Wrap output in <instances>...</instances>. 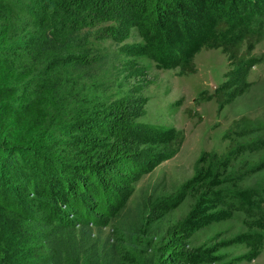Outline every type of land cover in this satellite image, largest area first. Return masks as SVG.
Instances as JSON below:
<instances>
[{"label":"trees","instance_id":"trees-1","mask_svg":"<svg viewBox=\"0 0 264 264\" xmlns=\"http://www.w3.org/2000/svg\"><path fill=\"white\" fill-rule=\"evenodd\" d=\"M57 11H79L82 17L68 20L70 26H96L123 16L140 39L123 47L130 67L149 60L160 69L190 74L196 71V53L220 49L227 59L224 80L202 94L223 107L248 90L250 71L262 61L253 50L264 39V0H0V210L22 217L19 231L38 264H125L119 243L142 226L114 223L128 214L133 184L175 155L184 134L166 125L143 129L124 97L89 113H61L43 78L47 64L28 46L36 21L49 22L47 14ZM69 64L77 73L89 71L83 56ZM242 123L236 136L250 139L234 150L264 152V123ZM232 151L203 153L200 167L182 186L194 200L187 217L153 246L143 264L219 261L215 247L188 246L187 239L236 211L249 218L247 230L231 239L248 248L236 261L259 256L264 248L259 190L223 186L238 155ZM172 205L159 204L163 212ZM109 223L113 237L102 240L95 229Z\"/></svg>","mask_w":264,"mask_h":264},{"label":"rangeland","instance_id":"rangeland-1","mask_svg":"<svg viewBox=\"0 0 264 264\" xmlns=\"http://www.w3.org/2000/svg\"><path fill=\"white\" fill-rule=\"evenodd\" d=\"M62 12L47 14L50 21L42 25L36 21V34L28 43L35 59L47 64L43 78L58 98L61 113H89L124 97L143 129L146 124L166 125L184 134L175 155L133 184L126 198L128 214L121 222L114 223L142 226L140 231L131 229L119 245L125 264H143L153 246L187 217L194 200L182 191V186L200 167L203 153L224 155L232 149L233 154L235 148L250 139L236 136L235 130H242L243 120L264 123V39L253 50L262 61L250 71L248 90L220 107L215 99H204L202 94L212 93L224 80L227 59L220 49L203 48L196 53V71L190 74L182 75L179 68L160 69L149 60L138 61L137 66L130 67L125 62L123 47L140 39L123 16L96 26H76L75 22L70 26L68 20L80 19L82 15L79 11ZM81 56L89 59L88 73L71 70L70 61H80ZM239 151H235L238 155L223 186L231 190L256 188L264 206V152ZM164 201L173 203L168 212L160 209L159 204ZM31 214L39 217L38 213ZM21 218L0 210V264H38L19 231ZM246 222L249 218L245 213L236 211L232 218L194 232L187 239L188 246L215 247L219 261L213 264H264V248L250 262L236 261L248 248L231 239L247 230ZM110 226L114 225L109 223L100 230L95 229V233L102 240H108L113 237Z\"/></svg>","mask_w":264,"mask_h":264}]
</instances>
